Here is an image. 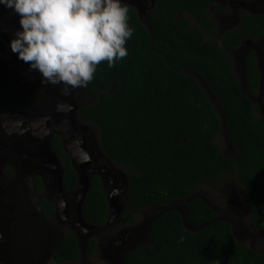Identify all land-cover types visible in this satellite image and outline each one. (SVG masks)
<instances>
[{
  "label": "trees",
  "instance_id": "obj_1",
  "mask_svg": "<svg viewBox=\"0 0 264 264\" xmlns=\"http://www.w3.org/2000/svg\"><path fill=\"white\" fill-rule=\"evenodd\" d=\"M207 4L208 0H158L149 17L151 32L127 5L129 23L135 29L126 44L129 55L114 68L106 62L99 65L85 88L97 99L81 106L78 117L95 125L106 157L129 173L122 222L144 205H167L186 197L203 178L231 173L240 182L253 224L264 237V116L254 117L252 102L240 89L218 44L205 41L201 31L191 29L184 20L175 22L177 11L183 10L208 23ZM241 27L257 36L264 28V17L251 15ZM248 65L247 85L254 92L258 75L253 56ZM184 68L198 71L216 95L236 157L226 156L214 144L220 118L199 82ZM52 148L65 168L64 187L73 190L77 174L57 136ZM32 183L38 193L39 176ZM38 206L44 215L54 211L44 199ZM185 211L190 225H207L192 232L183 227L179 212L164 211L149 224L150 243L127 253L124 264H264V252L235 240L230 225L215 220L216 212L201 199L186 202ZM82 215L93 224L102 223L108 215L96 175ZM181 235L184 242L177 244ZM92 248L89 242V253ZM78 258L77 239L69 233L54 260L59 264Z\"/></svg>",
  "mask_w": 264,
  "mask_h": 264
},
{
  "label": "flooded vegetation",
  "instance_id": "obj_2",
  "mask_svg": "<svg viewBox=\"0 0 264 264\" xmlns=\"http://www.w3.org/2000/svg\"><path fill=\"white\" fill-rule=\"evenodd\" d=\"M157 1L158 0H133L131 5H128L125 2L124 3L134 9V11L137 13L139 21L151 32L152 29L149 24V17L156 7ZM6 14L8 17H6L3 21L5 26L0 23V30L4 29V32L0 33V49L1 47L3 49L7 48V44L10 40L8 34L12 35L14 30V28L9 25L10 13ZM204 14L206 15L208 23L202 24L189 12L179 10L175 16V22L184 20L191 29L200 30L204 40L207 39L208 41L210 40V42L214 41V43L218 44L225 56L229 69L231 72L234 71L237 75L236 76L232 72L236 79L238 78V83H240V79L246 80L247 85V74L249 72L248 59L253 56L258 75V84L254 92L249 90L248 85L247 88L251 93L257 94L256 96L258 98H263L264 28L261 34L252 36L251 34L245 32L241 26L244 24V20L247 21L248 17L251 15H261L264 17V0H208V4L204 8ZM211 24L213 26H211ZM231 30H233L234 33H231L229 37H226V34ZM179 38L182 37L179 36ZM14 57H17V55L14 54L13 58ZM8 62L10 63V61ZM184 71H193L195 74L203 78V76L198 71L189 68H184ZM33 73L36 75L30 77V72H28V81L26 80L24 83L22 82L21 84L13 86L12 91L20 90V99H23L21 105L24 109L37 112L38 114L45 116L54 110L58 94L56 95V93L51 91L50 84L42 83L39 73L35 71ZM240 85L241 84H239V86ZM240 89L245 94L241 86ZM246 96L251 100L250 96ZM73 99H75V103L81 107L82 105L94 102L97 99V94H89L85 91V88H79V90L73 95ZM26 134H29V132L26 131ZM55 136H57L60 141V137L54 133L51 137V144L55 139ZM23 138V136L9 135L1 131L2 141L0 142V152H2L3 157L0 156L2 158V160H0V217L6 221L8 225H10V222L13 219L16 220V211L14 208L19 210L22 209L23 212L28 214L29 222L35 225L36 233L39 234V239L42 240L43 244L47 243L46 246L53 247V251L51 250L48 252V254H52V256L55 253L54 251H56V249H58L61 245L63 238L69 233L74 234L77 239L79 258L76 260H65L59 264L64 262L75 263L77 260L81 259V247H83L84 253L87 257L94 255L93 253L97 250L99 252L103 251V253H105L104 251L108 252L106 255H124L125 257L127 253L135 250L139 246L150 243V240H148V242L143 241L142 245L138 244L146 236L140 232L142 231L141 227H137L138 225L133 224V214L135 211L140 210L141 208L132 210L130 218L129 216H126L127 220L122 222L121 216L125 211L124 206L128 202L127 187L129 184V173L120 165L116 164L113 160L107 158L101 146H99V149L102 155L98 154L92 157L91 167L93 170L90 172L91 178H93L95 175L99 177L104 196L105 193L117 188V190H119L117 193L118 198L120 201H122L123 207L118 219L109 222L108 214L102 223L93 224L87 221L82 214L81 218L79 219V215L77 214L73 204L74 195L72 194V191L74 189H65L67 191L65 195L66 212L64 214H56L54 203L51 200L53 196V189L49 186H44L39 175L31 174L33 168L29 167V162L26 161V159H30V157L26 156V154L23 155L24 151H22L23 149H21L19 146H14L17 140L22 141ZM86 145L89 149L93 148V146H91L90 140L86 142ZM23 146L26 148L29 147L27 144H24ZM230 174L231 173H222L218 177ZM35 176H39L42 184L38 193H35L33 190L34 186L32 181ZM207 179L212 180L214 178H203L202 180ZM240 193V197L239 195H233L231 198L225 196L227 203L226 207H220L219 204L216 203V201H214L206 193L201 195L199 194L200 198L198 199L207 202L213 208V210L216 212L215 220H220L230 225L232 235L236 240H238V242L240 241V243H243L246 239L251 237L252 245L253 242H255L254 247L260 250L263 246L256 243L260 241L254 237L252 228L258 235H260V233L253 224L250 208L243 188H241ZM196 194L197 193L194 190L190 193V197L195 198ZM31 196L37 197L34 199L35 206L31 204ZM40 199L47 200L53 204V213L49 215L43 214L40 207L38 206V201ZM237 200L239 202L240 200H244L245 203L239 204ZM177 201L183 202V199L181 198L175 200L172 204ZM172 204L170 205L173 206ZM149 206L160 211L162 205L149 204L144 205L143 207ZM29 207H32L34 211L35 208H37L38 211L32 215H29L27 212L29 211ZM158 212H155L154 214ZM20 221L25 222L30 229L29 222L25 218ZM113 223H118V228L120 229H128L126 231H130V236L132 237L130 238L131 242L127 240L125 244H122L124 241L119 242L118 240H114L116 238L115 236L120 233L117 232L118 228L115 226V228H112V230L108 228L109 224ZM63 226L67 227V232L62 231ZM27 236L30 237L28 234ZM89 242L93 243L91 253H89L87 250ZM33 248L34 247H29L27 242L23 241L17 250L19 251L20 249H24L27 251H32ZM15 251L11 252V254L13 255ZM35 254H37V252ZM43 258L44 256L41 255L38 258L37 264H41Z\"/></svg>",
  "mask_w": 264,
  "mask_h": 264
},
{
  "label": "clouds",
  "instance_id": "obj_3",
  "mask_svg": "<svg viewBox=\"0 0 264 264\" xmlns=\"http://www.w3.org/2000/svg\"><path fill=\"white\" fill-rule=\"evenodd\" d=\"M0 5L19 17L11 52L42 83L62 86V94L87 88L102 62L114 68L129 55L126 44L135 29L123 0H0ZM183 242L181 235L177 244Z\"/></svg>",
  "mask_w": 264,
  "mask_h": 264
},
{
  "label": "water",
  "instance_id": "obj_4",
  "mask_svg": "<svg viewBox=\"0 0 264 264\" xmlns=\"http://www.w3.org/2000/svg\"><path fill=\"white\" fill-rule=\"evenodd\" d=\"M123 2L131 5L133 0H123ZM243 82L246 84V80H243ZM50 85L51 91L56 93V95L58 94L56 98V106L52 112L42 116L37 113L28 114L21 111L15 112L7 110L4 114L0 113L3 114L0 115V124L2 126L1 131L9 135L24 137L22 141L17 140L19 142L16 141L14 146H19L23 149L22 151H24L26 156L30 157V159H26V161L29 162L28 166L33 168L35 173L40 176L44 186H49L53 189L51 200L54 203L56 214H64L66 212L65 195L67 191L64 188L63 182L64 168L51 144V137L54 133L60 137L63 149L69 156L71 166L77 174L76 186L72 191V194L74 195L75 209L80 219L82 205L91 183L90 172L93 170L91 167L92 157L98 154L102 155L97 138L98 132L95 125L85 123L78 117V110L80 107L75 103L76 100L73 99V95L79 90V88L71 89L69 94L65 95L62 94V86ZM219 118L221 121L220 127L228 138L226 121L222 108ZM26 131L30 134H26ZM88 140H90L91 146H93L92 149H89L86 145ZM24 144H27L29 147H24ZM0 160H2L1 157ZM118 191L119 190L115 188V190L105 193L109 222L118 219L123 207L122 201L118 198ZM191 200L192 198L190 195L183 198V210L172 208L170 204L162 205L160 211L153 215L146 223V233L148 237L150 222L155 217L168 210H176L180 213L182 225L187 230L195 232L205 227L207 224L192 226L187 222L184 203ZM205 204L213 209L207 202H205ZM126 230L128 229H123L114 240H118L119 242L124 241L122 244H125L131 235L130 231ZM123 233L126 235H122ZM123 258L124 255L120 258V264H124Z\"/></svg>",
  "mask_w": 264,
  "mask_h": 264
},
{
  "label": "rangeland",
  "instance_id": "obj_5",
  "mask_svg": "<svg viewBox=\"0 0 264 264\" xmlns=\"http://www.w3.org/2000/svg\"><path fill=\"white\" fill-rule=\"evenodd\" d=\"M6 13H10L9 25L12 26V28H14L12 35L8 34L9 39L11 40L13 38L14 32L20 28V25H18L19 17L11 9L5 8L3 5H0V23H2L3 25H4L3 23L4 19L8 17ZM2 32H4V29L0 30V33ZM205 40L208 41L207 39ZM13 56H14V53H12L10 50L9 42L7 44V48L3 49L1 47L0 49V113L4 114V112H6L7 110H12L15 112L22 111L28 114H32V113L36 114L37 112L28 111L22 107L21 103L23 102V99H20V95H19L20 90L12 91L13 86L21 84L22 82L24 83L28 79V72H30V77L35 76L36 74L33 73L34 71L29 70L28 64L19 60L17 57L13 58ZM8 61H10V63ZM185 72L193 76L199 82L201 88L206 93L211 105L213 106L214 110L220 117L221 115L220 103L216 95L212 91L211 87L209 86V84L202 77L195 74L193 71H188V72L185 71ZM232 72L235 74L234 71ZM239 82L245 94L251 97V101L253 104L254 117L258 118V117L264 116V97L261 99L258 98L256 96L257 94L255 93L253 94L248 90L247 85L243 82V80L240 79ZM3 114H0V115H3ZM1 129H2V126L0 124V142L2 141L1 140ZM214 144L226 156L236 157V148L226 137V134L223 133L221 127L214 138ZM24 154L25 153H23V155ZM0 156L3 157L2 152H0ZM31 174L36 175L34 169L31 171ZM241 188L242 186L236 176L232 174L222 175L212 180H209V179L201 180L198 186L195 188V192L197 193L195 197L200 198L199 196L201 194L206 193L208 194L209 197H211L214 201H216V203H218L220 207H226L227 203H226L225 196L231 198L233 195H239L240 197ZM31 198H32L31 204L35 206L34 199L37 197L31 196ZM237 202L239 201L237 200ZM244 203H245L244 200H240L239 202V204H244ZM172 205H173L171 206L172 208L183 210V205L181 201H177ZM14 207H17V206H14ZM14 210L16 211V216H15L16 220L13 219L10 222V225H8L7 222L1 219L0 217V264H37L38 258L41 255L44 256L41 264H57L54 260V254L53 256L52 254L51 255L48 254L49 251L51 250L53 251V247L46 246L47 243L43 244L42 240L39 239V234L36 233L35 225L29 222L28 220V214L23 212L22 209L19 210L17 208H14ZM28 210L29 211L27 212L29 213V215H32L38 211L37 208H35V211H34L32 207H29ZM158 211H159L158 209H155L154 207L149 206V207H142L140 210H137L134 212L133 224L138 225L137 227H141L142 231L140 232H142L147 237V238L145 237L138 244L142 245L143 241L148 242L149 238L146 233V223L153 216V214ZM23 218H25L29 222V226L31 230L28 228L25 222L20 221ZM114 226L118 228L119 225L118 223L109 224L108 228L112 230V228H115ZM119 229L120 228L117 229V232L121 233L123 229H120V230ZM62 231L67 232L68 231L67 227L63 226ZM125 233H123L122 235H126ZM252 233L254 237L260 241L256 243L262 245L263 247H261L260 250L256 249L254 247L255 242H253V245H252L251 237L246 239L243 242V244H245L246 246L250 247L251 249L257 252H264V237L261 234L258 235L254 231L253 228H252ZM27 234L32 239L28 237ZM115 237H117V235ZM130 238L132 237L130 236ZM130 238L128 239L129 242H131ZM23 241L27 242V245L29 247H34L33 250L27 251L24 249H20L18 251L17 249L21 246ZM39 243H40V247H39ZM13 251L15 252L12 255L11 252ZM36 252L37 254H35ZM104 252L105 253H103V251L99 252L97 250L96 252L93 253L94 255L87 257L84 253L83 247H81V257H82L81 259L77 260L75 263L64 262L62 264H114V263L120 264L121 256H117L113 254L106 255L108 252L106 251Z\"/></svg>",
  "mask_w": 264,
  "mask_h": 264
}]
</instances>
